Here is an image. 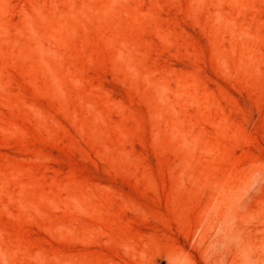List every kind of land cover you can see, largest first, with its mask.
I'll return each instance as SVG.
<instances>
[{
    "label": "rangeland",
    "instance_id": "374dc122",
    "mask_svg": "<svg viewBox=\"0 0 264 264\" xmlns=\"http://www.w3.org/2000/svg\"><path fill=\"white\" fill-rule=\"evenodd\" d=\"M0 264H264V0H0Z\"/></svg>",
    "mask_w": 264,
    "mask_h": 264
}]
</instances>
